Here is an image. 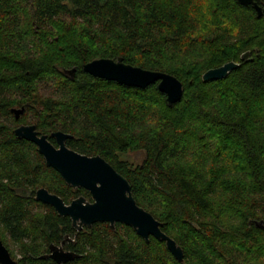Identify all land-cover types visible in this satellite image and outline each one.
Masks as SVG:
<instances>
[{
  "label": "trees",
  "instance_id": "1",
  "mask_svg": "<svg viewBox=\"0 0 264 264\" xmlns=\"http://www.w3.org/2000/svg\"><path fill=\"white\" fill-rule=\"evenodd\" d=\"M119 57L176 76L182 99L169 105L157 83L129 87L84 71ZM230 61L241 66L203 81ZM21 107L17 120L11 109ZM20 124L69 133L68 147L105 158L184 261L130 226L79 231L37 201L41 187L67 204L93 199L15 134ZM256 221L264 222V15L236 0H0V237L14 259L8 239L18 245L15 260L57 264L48 256L57 245L79 256L65 264H264Z\"/></svg>",
  "mask_w": 264,
  "mask_h": 264
},
{
  "label": "water",
  "instance_id": "2",
  "mask_svg": "<svg viewBox=\"0 0 264 264\" xmlns=\"http://www.w3.org/2000/svg\"><path fill=\"white\" fill-rule=\"evenodd\" d=\"M236 1L246 7L252 6L258 17L264 15V7L257 0ZM249 57L248 51L242 54L241 59L248 60ZM240 66V62L230 61L209 69L203 74V81L225 79ZM83 68L94 77L115 81L129 87L144 89L157 83L159 90L166 94L169 105L179 102L183 97V83L176 76L133 66L126 63L122 57L95 59L84 64ZM75 70L70 71L75 72ZM24 111V107L12 108L16 119H19ZM14 132L19 138L35 143L46 164L57 170L67 184L73 188H85L93 199L90 201L85 196H79L67 204L59 195L41 187L36 191L37 201L52 206L60 216L70 217L73 227L79 231L84 227L90 228L98 222H107L112 228H115L116 223L130 226L147 241L150 236L164 241L172 255L180 262L184 261L185 254L182 246L162 230V222L137 203L128 179L105 158L100 155L88 156L71 149L67 145V140L73 135L63 131L51 134L58 146L49 139L47 134H40L34 124L20 125ZM256 225L264 229L263 221H256ZM48 256L57 264H65L79 257L78 254L57 245L50 246ZM0 263L20 264L12 257L1 237Z\"/></svg>",
  "mask_w": 264,
  "mask_h": 264
},
{
  "label": "rangeland",
  "instance_id": "3",
  "mask_svg": "<svg viewBox=\"0 0 264 264\" xmlns=\"http://www.w3.org/2000/svg\"><path fill=\"white\" fill-rule=\"evenodd\" d=\"M142 154L141 153H131L129 155H127V158L131 161V162H134V163H138V162H141L142 160ZM8 242L14 252V255H15V259L19 260L21 258V255L18 251V245H13L10 240L8 239Z\"/></svg>",
  "mask_w": 264,
  "mask_h": 264
},
{
  "label": "flooded vegetation",
  "instance_id": "4",
  "mask_svg": "<svg viewBox=\"0 0 264 264\" xmlns=\"http://www.w3.org/2000/svg\"><path fill=\"white\" fill-rule=\"evenodd\" d=\"M64 72L66 73V74H68L69 76H71L72 78H74V76H75V73H76V71L75 72H72V71H70V69H66V70H64ZM11 112H12V109H11ZM12 114L15 116V114L12 112ZM20 118V117H19ZM18 120V119H17ZM20 125H23V124H20ZM20 125H18V126H20ZM17 126V127H18ZM16 127V128H17ZM56 145H57V143H56ZM58 146V145H57ZM49 254V253H48Z\"/></svg>",
  "mask_w": 264,
  "mask_h": 264
},
{
  "label": "bare ground",
  "instance_id": "5",
  "mask_svg": "<svg viewBox=\"0 0 264 264\" xmlns=\"http://www.w3.org/2000/svg\"><path fill=\"white\" fill-rule=\"evenodd\" d=\"M48 137H49V139H50L51 136L48 135ZM51 138H52V137H51ZM50 140H51V139H50Z\"/></svg>",
  "mask_w": 264,
  "mask_h": 264
}]
</instances>
